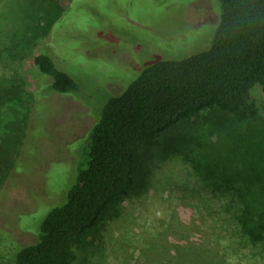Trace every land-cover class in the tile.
Returning <instances> with one entry per match:
<instances>
[{"label": "trees", "instance_id": "trees-1", "mask_svg": "<svg viewBox=\"0 0 264 264\" xmlns=\"http://www.w3.org/2000/svg\"><path fill=\"white\" fill-rule=\"evenodd\" d=\"M73 1L62 7L58 0H0V132L6 131L4 141L9 142L0 144V187L6 178L22 171L26 124L36 103L46 95L43 91L67 96L79 89L73 77L79 72L73 73L66 65L58 67L55 55L46 50L32 57L43 83L23 102L19 75L13 71L7 77L4 71L10 66L14 70L35 39L47 38L50 45L54 25ZM209 1L217 20L210 26L213 29L216 25L207 48L183 58L153 62L119 94L98 105L92 127L76 141L79 146L82 143V155L75 163V180L63 193L64 202L33 223L34 243L19 246L0 239V264H74L76 248L85 236L134 188L137 150L143 143L160 138L158 156L162 158L172 148L177 150L173 153L182 155L195 175V164L206 161V156L186 138L172 140L175 136L166 139V135L204 111L242 116L246 123L253 121L249 125L256 126L251 91L258 86L264 98V0H216L218 13L215 3ZM22 15L29 21L18 26L14 22ZM261 127L258 139L244 132L243 143L235 137L238 141L233 147L239 151L232 155L237 160L245 153L243 173L230 167L220 177L197 172L204 187L193 184L182 188L184 194L175 198L197 214L198 224H184L187 237L163 241L169 228L163 219L158 236L142 239L144 249L134 244L138 254L133 262L129 253L116 245L92 250L89 264H138L143 254L146 264L153 253L167 264H176L174 260L178 261L181 253L191 258L206 254L213 264H240L242 259L251 261L252 256L254 264L260 262L264 257V173L256 169L264 166ZM251 130L253 134L256 131ZM202 134L200 139L192 134L199 146L205 138L208 140L206 132ZM220 139L227 137L222 135ZM215 157L212 155L209 161ZM212 201L217 206L211 207ZM43 206L40 209L46 208ZM173 210L184 223L185 213ZM233 256L240 261L234 263Z\"/></svg>", "mask_w": 264, "mask_h": 264}, {"label": "rangeland", "instance_id": "rangeland-1", "mask_svg": "<svg viewBox=\"0 0 264 264\" xmlns=\"http://www.w3.org/2000/svg\"><path fill=\"white\" fill-rule=\"evenodd\" d=\"M212 1L217 13L220 12L218 2ZM58 2L62 7L68 5V0ZM216 20L209 0H74L54 25L50 45L47 38L35 39L33 47L26 48L25 56L16 62L14 70L11 71L12 66L2 70L7 77L13 71L19 75L23 102L43 83L32 64V57L46 50L55 55L58 67L66 65L73 73L79 72L73 74L79 89L77 94L67 96L43 91L46 95L31 111L21 147L22 171L7 176L0 187V239L19 246L36 241L33 223L51 207L64 202L63 193L75 180L78 171L75 163L82 155V143L79 146L76 141L92 127L98 105L119 94L144 67L153 62L183 58L206 49L216 25L212 26L213 29L210 26ZM28 21L22 15L14 23L21 26ZM251 104L256 126L249 125L253 121L246 123L242 116L204 111L182 123L174 130L175 133L166 135V139L175 136L172 140L186 138L198 153L206 156L204 160L208 162L195 164V175L183 156L173 153L177 150L172 148L162 158L158 156L160 138L143 143L137 150L134 188L122 201L113 204L101 223L85 236L76 248L74 264H89L92 250L116 245L129 253L128 258L133 262L138 254L134 244L144 249L143 240L158 236L160 222L164 220L169 228L163 241L187 237L188 230L184 224H198L197 214L193 208L186 207L184 201H176L175 198L184 194L182 188L193 184H197L199 189L204 187L197 172L220 177L230 167L243 173L245 153L234 160L232 154L239 150L233 146L238 141L235 137L242 138V132L246 136L260 137L259 129L261 131V126L264 127V98L258 86L251 91ZM251 128L256 130L254 134ZM203 131L208 140L205 138L200 147L192 134L200 139ZM5 134L6 131L1 129V145L9 143L4 141L7 139ZM222 135L227 139H220ZM240 141L243 143L244 140ZM212 155L216 157L209 161ZM256 170L263 174L264 166L261 164V168ZM42 206L46 208L40 209ZM210 206L217 205L212 201ZM175 208L185 213L184 223L179 219L180 214L173 210ZM169 218L171 221L167 222ZM206 222H210L208 218ZM144 235L146 237H142ZM144 256L138 264H145ZM233 257L234 263L240 261L239 257ZM161 259L164 258L153 253L146 264H167V260ZM209 259L211 256L206 254L191 258L181 253L178 261L174 262L213 264ZM263 259L257 264H264ZM248 260L242 259L240 264L256 262L254 256Z\"/></svg>", "mask_w": 264, "mask_h": 264}]
</instances>
